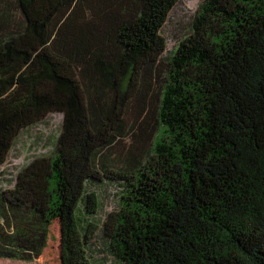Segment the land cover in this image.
<instances>
[{
    "label": "trees",
    "instance_id": "obj_1",
    "mask_svg": "<svg viewBox=\"0 0 264 264\" xmlns=\"http://www.w3.org/2000/svg\"><path fill=\"white\" fill-rule=\"evenodd\" d=\"M179 2L0 0V170L63 118L0 180L1 259L58 221L62 264H264V0H204L168 52Z\"/></svg>",
    "mask_w": 264,
    "mask_h": 264
},
{
    "label": "rangeland",
    "instance_id": "obj_2",
    "mask_svg": "<svg viewBox=\"0 0 264 264\" xmlns=\"http://www.w3.org/2000/svg\"><path fill=\"white\" fill-rule=\"evenodd\" d=\"M203 2L204 0H180L174 8L169 22L163 28V35L167 38L168 52L173 51L178 41L185 39L189 34L191 20ZM62 125V116L52 114L41 124L22 132L10 151L6 164L0 170V180H14L23 168L36 159L50 155ZM102 196L108 198V206H110L112 200L110 191ZM108 206L105 208L106 211H110ZM61 254L60 224L55 221L50 227L47 247L39 259L26 263L0 258V264H62Z\"/></svg>",
    "mask_w": 264,
    "mask_h": 264
}]
</instances>
